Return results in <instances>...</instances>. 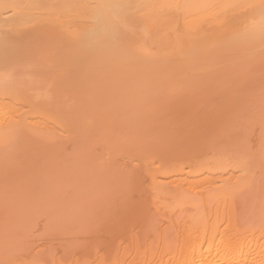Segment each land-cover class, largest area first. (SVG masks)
<instances>
[{"label":"bare ground","instance_id":"bare-ground-1","mask_svg":"<svg viewBox=\"0 0 264 264\" xmlns=\"http://www.w3.org/2000/svg\"><path fill=\"white\" fill-rule=\"evenodd\" d=\"M0 264H264V0H0Z\"/></svg>","mask_w":264,"mask_h":264}]
</instances>
